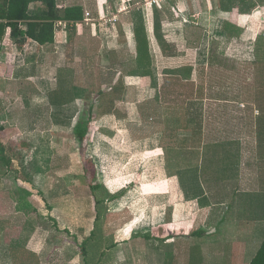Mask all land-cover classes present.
Returning <instances> with one entry per match:
<instances>
[{"label": "crops", "instance_id": "obj_1", "mask_svg": "<svg viewBox=\"0 0 264 264\" xmlns=\"http://www.w3.org/2000/svg\"><path fill=\"white\" fill-rule=\"evenodd\" d=\"M151 1L56 0L53 42L41 45L25 35L28 21L18 23L17 36L7 28L0 43V155L10 166L0 163L6 169L0 171V264H26L32 255L39 264H76L81 240L88 264H250L257 254L264 241V158L243 165L260 168L249 177L235 173L239 163L218 160L211 181L191 130H177L174 146H159L163 115L154 112L164 110L168 77L179 78L176 87L197 84L214 41L221 56L239 62L248 54L227 52L225 40L240 48L252 41L258 50L253 61L244 60H264V34L256 26L264 22V0L251 15L239 14L228 0H163L161 8ZM70 7L82 9L81 21L62 18ZM153 8L163 47L154 37ZM46 14L42 3L30 4L33 21ZM136 32L145 35L146 52ZM187 35L198 37V47H188ZM80 120L88 125V145L74 136ZM252 128L250 137H262L256 143L264 145V125ZM82 147L96 169L93 192ZM189 169L199 173L203 194L196 198L184 195L176 177ZM13 170L18 174L10 176ZM34 193L41 203L56 202L44 211L56 228L17 224L38 213ZM57 229L74 240L61 244V257L49 244Z\"/></svg>", "mask_w": 264, "mask_h": 264}, {"label": "trees", "instance_id": "obj_2", "mask_svg": "<svg viewBox=\"0 0 264 264\" xmlns=\"http://www.w3.org/2000/svg\"><path fill=\"white\" fill-rule=\"evenodd\" d=\"M258 1L259 0H228L230 5H233V7L237 8V12L239 14H246L254 10ZM35 2L42 3L47 10V14L45 17L34 19L37 21H33L28 16L29 6L30 4ZM82 16L83 13L81 8L70 7L64 11V16L62 18L68 21V23H75L76 21H81ZM59 18L60 17L57 15L56 0H0V43L2 42L7 28H10L12 30V34L15 36L21 34L22 32H20L18 29V23L25 21H28V28L25 34L26 36L32 38L40 45L51 43L53 42L54 38V21ZM194 31L199 33L200 30L198 28H195ZM185 32L189 33V31L187 30L184 31V33ZM153 33L158 45L163 47L165 43V38L162 32V25L159 19V13L156 8H153ZM136 39L139 41V43L140 41L144 42V50L146 52L147 44L145 35L143 38H141L139 32H136ZM185 41L187 42L189 48L198 47V37L197 39H194L193 37L187 35ZM143 59V56H139L136 60L138 63H141L143 62ZM145 60H147V55L145 56ZM227 67L230 69H228ZM228 73L233 74V77L230 81V88H232V84L236 82L235 77L238 75L241 77L242 82L240 85V89L242 90L239 95L242 94L241 97L247 100L249 98L247 96V93L249 90V86L251 85L250 81L251 76L253 74L251 75V72L247 67L243 70L239 68L237 69L236 61L221 56L218 53V44L214 41L210 52L208 67L206 69L200 68L197 70V84L190 83L186 93L183 91L186 86H181L180 84V87H176L179 80L178 77H168L164 81V88L162 89L161 93L164 110H160V113H162L163 115V119L161 121L162 126L160 129V132L162 134V140L159 144L160 147L174 146L176 131L179 129H188L192 131V146L200 148V141L202 139L201 121L203 120L204 114L202 109V103L204 100H206L207 97H210L214 100H218L220 102L223 101L219 98L216 99V97H219V95H217L216 89L221 86L219 80H217L216 77L221 75V81H223L221 87L226 88L225 85L228 84L229 81L227 78ZM131 74L136 73L134 71ZM143 74L146 76L149 75V73ZM171 76H174V74H171ZM193 87H195V90L192 89ZM226 92L228 94H231L230 90ZM183 95H185L186 97L193 98L188 99L186 102L178 101L179 97ZM181 106H183V110L181 109ZM171 115L175 116V119H177L179 123H171L168 126L167 121ZM1 130L2 129L0 128V131ZM87 131L88 125L84 122V120H80L74 129V136L79 144H84ZM166 138L171 142H167ZM0 163H4L7 167L10 166V162L3 159L1 155ZM83 170L85 180L90 188V191L93 192L98 190L99 186L94 184L96 169L91 159L84 158ZM176 177L178 180V184L186 197L196 198L203 194L199 183V173L197 169L178 171ZM200 234L201 233H194V236H199ZM19 250L20 249H15V252L19 253ZM27 263L39 264L35 255H32L31 260H27L26 264ZM250 264H264V241L261 247L259 248L257 254L253 257Z\"/></svg>", "mask_w": 264, "mask_h": 264}, {"label": "rangeland", "instance_id": "obj_3", "mask_svg": "<svg viewBox=\"0 0 264 264\" xmlns=\"http://www.w3.org/2000/svg\"><path fill=\"white\" fill-rule=\"evenodd\" d=\"M261 6V5H260ZM264 7V4L262 5ZM161 8V6H159ZM246 14H252L251 12H248ZM257 28V35L264 34V22L261 23L259 20L256 22ZM256 28V27H255ZM259 34V36H260ZM264 37V36H263ZM249 39L245 38V41ZM243 42V41H240ZM249 42V44H248ZM246 46L240 48V45L235 44L233 40L226 39V47L225 50L227 52H231L233 50L238 51L240 50L241 54L245 55L243 51L248 54L246 57L251 59L253 61L254 58V52H256L258 49L257 45L256 47L253 45L252 41H248ZM243 50V51H242ZM253 53V55H252ZM251 55V56H250ZM241 57V62L236 61V67L237 69L243 70L244 68H249L251 72V85L249 86V90L247 93V96L249 97L247 100H245L240 94L241 90V77L238 75L235 77L236 82L232 84L231 86V78L233 77L232 73H228V84L225 85L226 88H222L223 81H221V75H219L217 80L220 82V87L216 88L217 95H219V99H222L223 101H218L211 99L210 97H207L206 100L203 101V120L202 122V139L200 141V144L203 146L205 151V163H206V171L205 174L207 177L210 178L211 181H215L216 175H217V164L219 161H224L225 165H228L229 163H239V168L236 170V174L241 176V174L245 175L246 177L249 176H259V167L256 168H246L243 167L244 164L250 162V160H255L256 162L259 161V159L264 158V145H260L259 143H256V139H262V137H256L254 134L249 135L250 130L254 129L252 127H257L258 125H264L263 123V117H264V60H255V62L244 60L246 57ZM260 58V57H259ZM244 66V67H243ZM243 67V68H242ZM228 68V67H227ZM230 69V68H228ZM232 69V68H231ZM188 80H191V78H188ZM230 83V84H229ZM189 88V87H188ZM188 88H185L183 91L186 93ZM230 88V89H227ZM192 89L195 90V87ZM233 89V90H232ZM230 90L231 94H228L226 91ZM216 95V94H214ZM182 97V98H181ZM225 97V98H224ZM193 97H186L185 95L180 96L179 100L180 102H186L188 99ZM226 99V100H224ZM244 100V101H243ZM179 103V102H178ZM184 106V105H183ZM183 106H181V109L183 110ZM87 107L88 105H85V108L82 109L84 114V119L87 115ZM178 108V107H176ZM158 113L160 112V109L157 108L155 110ZM263 113V114H262ZM160 117L162 116V113H159ZM171 123L177 124L179 121L175 119V116L171 115L168 118L167 125L169 126ZM192 132V131H191ZM90 139V136L88 140ZM68 145L71 146L70 141H66ZM70 143V144H69ZM88 145L87 139L84 142ZM110 145L107 146V150L109 149ZM151 147V146H149ZM145 148H148L147 146ZM79 149V148H78ZM82 153L84 154L85 158L88 156V152L86 151L88 147L85 150V147H82ZM106 150V151H107ZM152 155V152H150ZM102 155V153H101ZM247 165V164H246ZM153 166V165H152ZM154 168L156 166H153ZM151 167H148L145 169L149 172H156L158 169H154ZM173 168V167H169ZM137 169V168H136ZM135 169V170H136ZM6 169L2 167L0 171H5ZM231 169L225 168V172L228 173ZM228 171V172H227ZM11 172V171H10ZM13 170L11 173H9L10 176L17 175V173H14ZM155 174L151 173L149 174V177L151 178ZM157 179V177L155 178ZM147 181V180H146ZM13 186V184L11 185ZM41 184L37 183L33 186L34 191H38ZM88 187V186H87ZM86 187V188H87ZM88 189V188H87ZM83 191V189H82ZM36 199L39 198V194L34 193ZM43 199V198H42ZM33 202L34 206L39 207L38 213L32 211L29 216L22 217L18 220L17 224H25L27 221H30L33 223V225H38L40 223L39 227L41 229H47V228H56L57 225L53 226L54 223L56 224L55 220H53L50 216V214H46L47 212L44 211H50L52 208H55L57 206L56 202L50 201L47 203L46 200H42L43 203L40 202ZM43 204V205H42ZM16 222V220H15ZM54 222V223H53ZM19 224V225H20ZM52 236L49 238V244H56L53 250L54 254L59 255L61 257L62 254H60L59 248L61 247V244H66L67 242L73 243V235L67 231H60L56 230L54 233L51 234ZM196 238V237H194ZM58 240V241H57ZM77 246H79L78 252L79 255L76 257V260H79V263L76 264H88L85 259L87 257V253L85 252L86 248L84 245V242L81 240V242H75ZM57 249V250H55ZM71 249V248H70ZM85 249V250H84ZM83 250V252H82ZM198 251V249H195ZM195 250H192V252L195 253ZM196 255L197 252L195 253ZM200 256V255H199ZM49 264H63V261L56 260V262H50ZM169 264V263H166Z\"/></svg>", "mask_w": 264, "mask_h": 264}, {"label": "built area", "instance_id": "obj_4", "mask_svg": "<svg viewBox=\"0 0 264 264\" xmlns=\"http://www.w3.org/2000/svg\"><path fill=\"white\" fill-rule=\"evenodd\" d=\"M165 1L163 0H152L150 3L153 5H157L158 7L160 6V3H164Z\"/></svg>", "mask_w": 264, "mask_h": 264}]
</instances>
